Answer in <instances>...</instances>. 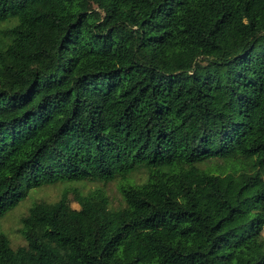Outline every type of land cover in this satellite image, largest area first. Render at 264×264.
Segmentation results:
<instances>
[{
  "label": "trees",
  "instance_id": "trees-1",
  "mask_svg": "<svg viewBox=\"0 0 264 264\" xmlns=\"http://www.w3.org/2000/svg\"><path fill=\"white\" fill-rule=\"evenodd\" d=\"M57 183L0 264H264V0H0V220Z\"/></svg>",
  "mask_w": 264,
  "mask_h": 264
},
{
  "label": "rangeland",
  "instance_id": "rangeland-1",
  "mask_svg": "<svg viewBox=\"0 0 264 264\" xmlns=\"http://www.w3.org/2000/svg\"><path fill=\"white\" fill-rule=\"evenodd\" d=\"M73 186L75 188L82 189L84 193H87L90 190L103 188L102 184L100 183H79ZM68 187L69 185L67 183H57L55 185L46 186L31 191L25 201H23L14 211L8 214L5 218L0 220V232L4 233L9 237L14 248L24 246L26 243L20 233V230L22 228L21 217L27 213L28 209L36 200L43 199L48 202L58 201L66 190V188ZM105 189L115 206H118L122 203V197L119 192L118 182H113L109 184L105 187ZM70 198L73 200V196H70ZM73 206L75 208H78L76 203H73ZM187 242L190 244L197 245L201 242V240L198 238L191 237L187 239Z\"/></svg>",
  "mask_w": 264,
  "mask_h": 264
}]
</instances>
